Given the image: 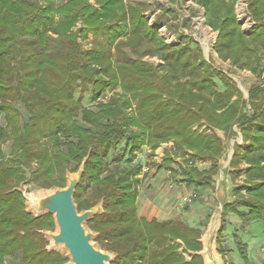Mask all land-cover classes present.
<instances>
[{"label": "trees", "instance_id": "obj_1", "mask_svg": "<svg viewBox=\"0 0 264 264\" xmlns=\"http://www.w3.org/2000/svg\"><path fill=\"white\" fill-rule=\"evenodd\" d=\"M237 1L196 0L205 10L206 24L218 31L213 47L218 56L238 69L261 73L264 0H247L254 22L249 32L238 20ZM164 16L158 14L155 23H163ZM79 21L82 28L76 27ZM89 33L107 35L108 44L82 48L79 38ZM54 35L55 46L50 42ZM185 38L188 44L167 43L158 27L149 24L142 2L67 0L57 5L54 0H0V116L5 121L0 124V264L8 258L16 260L11 264L68 261L57 250L47 249L49 241L42 231L54 227L53 214L27 212L18 184L29 177L28 181L46 189L65 187L66 173L78 171L85 159L73 197L78 211L102 202L103 212L86 225L98 233L95 242L102 249L116 254L109 264H204L198 253L203 249V228L180 218L140 216L130 172L109 168L106 158L119 151L121 143L118 161L130 157L143 140L157 145L172 138L180 150L211 161L209 169H185L180 178L205 188L214 181L225 152L216 130L233 137L235 124L244 141L250 140L249 150L241 154V144H234L231 162L237 166L239 158H245L249 163L246 180L250 183L241 202L247 212L221 201L218 252L225 254L221 246L228 214L249 218L246 224L252 219L264 222V77L248 89L246 101L237 83L204 57L198 43ZM145 40L160 53L163 64L154 66L142 58L147 55L140 46ZM189 43L195 44L196 55L187 52ZM127 45L139 56L132 64L123 53ZM86 84L92 85L94 101L108 88L120 87L122 94H114L97 109L83 108L75 92ZM128 94L136 101V113L131 111ZM248 103L253 111L250 117ZM202 125L211 131H201ZM9 140L11 153L6 156L3 144ZM88 189L91 193L83 197ZM236 245L243 264H253L247 244L238 240Z\"/></svg>", "mask_w": 264, "mask_h": 264}, {"label": "rangeland", "instance_id": "obj_2", "mask_svg": "<svg viewBox=\"0 0 264 264\" xmlns=\"http://www.w3.org/2000/svg\"><path fill=\"white\" fill-rule=\"evenodd\" d=\"M57 5H62L67 2V0H54ZM131 2H142L145 11V17L148 19L150 25H155L158 27L159 34L165 41L171 45L177 44H188L189 39H183V36H188L192 38L198 46L202 49L204 57L209 60L217 70L223 72L224 74L231 77L238 85V87L243 91L244 97L246 101L249 99L248 89L260 82L261 76L264 77L263 72L253 73L247 69H238L234 65L230 63L229 60H223L214 50V43L216 41L218 31L213 30L210 26H208L205 22V10L202 6H200L196 0H129ZM95 5V2L92 1ZM150 5V6H147ZM236 13L238 16L239 22L242 24V28L244 31L249 32L250 27L254 24L248 15L247 10V0H238L236 4ZM158 14H164V22L156 24L155 20ZM83 24L81 21L78 22L76 27L82 28ZM74 27V29H76ZM56 35L52 37L50 40L51 45H56ZM108 36L104 34L94 35L89 33L88 36L84 38H79L82 48L88 49L91 47H95L99 44L106 45L109 40ZM124 38V37H122ZM126 39V38H125ZM187 46V52L192 53V55H196L197 51L195 48V44H191ZM142 50L147 51V55L142 57L144 60L149 61L154 66H159L163 64V57L159 52H156V49L150 47V44L147 43V40L140 43ZM186 51V49L184 50ZM123 53L127 56L128 62L133 63L139 56L132 52V49L129 45L123 47ZM260 62L262 63V67H264V53L262 57L260 56ZM260 67V68H262ZM217 85L220 88L223 87L221 81L217 80ZM91 84H86L85 86H81L77 88L75 92V96L81 97V103L83 108H91L97 109L99 103L107 102L110 97L114 94H122V90L120 87L117 88H108L99 95L94 101L91 98ZM236 96L232 98L235 100ZM128 101L132 103L131 111L134 112L136 101L132 99L131 95L128 94ZM21 110L26 114L25 109L22 105H20ZM247 116L250 117L253 115L252 106L250 103L247 104ZM130 109V108H129ZM136 113V112H134ZM264 121V120H262ZM202 123H205L202 121ZM0 124H5L3 115L0 116ZM198 125H194V129L197 128ZM233 129L237 132L236 136L233 137H225L224 131L216 130V132L222 137L225 144V152L222 158L219 160V169L218 172L214 176V181L211 185L205 188H195L194 186L188 185L186 182L182 181L190 189H194L192 192L198 193V198L194 199L192 202H189L186 206L183 201V195L181 198L180 205L176 206L181 209L183 212L188 211L191 207L196 206L195 213L193 219H191V225L201 226L203 228V236L204 247L210 242V229L209 224L203 226V222L205 221L207 213L212 214L214 220L219 216V201L217 199L218 195H221L222 185L225 189V199L228 198V201L232 204H236L241 210L247 212V209L244 208L241 204L242 199L247 194L246 188H244L248 183L246 180V168L249 166L248 160L245 158H239V164L237 166H231V162L233 159V155L235 152V143L241 144L240 154L244 151L249 150L250 140L244 141L243 134L238 127V124L233 126ZM201 131L205 130L210 132L211 130L207 128V125H202L200 128ZM140 148L133 152V154L127 158L118 161L117 156L123 153L124 143H121L119 146V151L110 152L106 158L109 168L119 167L121 170H126L130 172L129 180L133 183V189L137 188L138 196H137V204L145 205V207L149 208L150 211H154L155 209H159L165 212H174V207L177 205L179 201H177V195L179 191V187L176 186V182L181 181V176H183V171L186 169L194 168L197 171L209 169L211 167V161L206 158H202L199 156L193 155L191 150H180L175 140L172 138H168L166 140L158 142L157 145H153L148 143L146 140L140 142ZM3 151L6 156H9L11 153V141H7L3 144ZM143 157H139L140 156ZM258 154L259 151H256ZM140 158V159H139ZM139 169V171H137ZM147 169V170H145ZM136 170V171H135ZM230 171L232 173H230ZM67 175V173H66ZM29 177L18 184V188L21 189L27 196L29 195H42L50 191L51 189H46L40 187L37 183L28 181ZM176 179V180H175ZM175 180V181H174ZM28 181V182H26ZM13 184H16L18 181L16 178L11 180ZM177 187V188H175ZM189 191L188 188H185ZM183 188V191H185ZM198 189V190H197ZM191 192V191H190ZM91 193V190L88 189L84 192L83 197H87ZM141 193V195H139ZM207 195V203L209 204L210 199L216 198L215 205H203L201 201L198 200L202 198V196ZM217 195V196H216ZM24 197V196H23ZM140 198V199H139ZM25 206L29 204L27 198H24ZM199 204H198V203ZM198 204V205H196ZM205 204V203H204ZM184 205V206H182ZM181 206V207H179ZM142 208V207H141ZM140 208V209H141ZM177 208V209H178ZM32 213V212H31ZM175 213V212H174ZM33 214V213H32ZM142 214V212H141ZM139 213V215L141 216ZM208 214V215H209ZM35 215V214H33ZM36 216V215H35ZM167 216H172L167 214ZM186 218V215H183ZM144 217V216H143ZM145 217H148L146 215ZM158 220H163V216L158 213L154 216ZM178 218V217H177ZM148 219H150L148 217ZM170 219V218H169ZM174 219V218H172ZM205 219V220H204ZM249 219V218H247ZM246 219V220H247ZM166 220V219H165ZM243 220L239 218L236 214H228L225 217V221L227 223L226 231L223 234V241L221 249L224 251V255L219 253L218 243L214 242V249L222 256V264H243V259L239 253V249L237 247L238 240H244L248 237L249 239L254 238V243L258 246L261 253L264 255V222L252 219L250 223L246 224L249 220ZM221 217L218 220V227L220 226ZM208 223V221H207ZM87 226V225H86ZM217 227V228H218ZM88 228V226H87ZM217 230V229H216ZM51 231H56V226L54 222V227ZM253 236V237H251ZM251 237V238H250ZM95 241V240H94ZM244 242V241H243ZM246 244V242H244ZM212 246V247H213ZM208 249V246H207ZM206 249V251H207ZM60 252L64 257H67V250L63 249L62 246H57L56 249ZM250 255V254H249ZM248 255V257H249ZM185 256L189 259V255L186 253ZM251 256V255H250ZM206 257V256H205ZM204 258V264L206 262V258ZM250 261L253 264H258L257 260L250 257ZM16 260H12L11 258L7 259L6 264H11V262H15ZM64 264H71V261H66Z\"/></svg>", "mask_w": 264, "mask_h": 264}, {"label": "water", "instance_id": "obj_3", "mask_svg": "<svg viewBox=\"0 0 264 264\" xmlns=\"http://www.w3.org/2000/svg\"><path fill=\"white\" fill-rule=\"evenodd\" d=\"M85 161L86 159L82 162L78 171L67 173V185L65 187H53L45 194L29 196L21 189L19 190L22 192L24 198H27L29 201V204L26 205L27 212H32L36 216H41L44 213H51L54 216L56 231H42L49 241L47 245L48 250L62 246L63 249L67 250V256L71 264H109L115 259L116 254L102 249L94 241L98 233L86 226L87 220L103 212L102 202H99L90 209L78 211L73 197L84 172ZM220 205L219 216L212 220L209 225V229L211 230L209 235L210 242L204 247L205 250L202 249L198 252L203 257H207H205V264H222V256L213 246L220 229V226L218 227V220L221 217L223 204ZM201 241L204 246L202 237Z\"/></svg>", "mask_w": 264, "mask_h": 264}, {"label": "crops", "instance_id": "obj_4", "mask_svg": "<svg viewBox=\"0 0 264 264\" xmlns=\"http://www.w3.org/2000/svg\"><path fill=\"white\" fill-rule=\"evenodd\" d=\"M176 180V179H175ZM174 180V181H175ZM175 183H176V186H178L179 187V191H178V195H177V201H179L178 203H177V205H175V207H174V212L172 213V212H165V210L164 211H162V210H159V209H155L154 211L152 210V211H150L149 210V208H147V207H145V205H142L141 204V207H140V205H139V201H138V204H137V206H138V212L141 214V212H142V214H141V216H146V215H148V217L150 218V219H152V218H155L154 216L158 213L159 215H162L164 218H163V220H165V219H172V218H180V219H182V220H184L185 222H187L188 224H190L191 225V219H193V217H194V213H195V208H196V206H194V207H191L188 211H182L181 209H179L178 207H176V206H178V205H180V203H181V198H182V196L183 195H188L189 193H191L194 189H190L191 187H188L187 185H185L184 183H182V181H179V182H176L175 181ZM224 186L222 185V192H221V195H216L217 196V199H218V197L220 196V198L218 199V201H219V207H221V205L220 204H222V200H228V198H226L225 199V189L223 188ZM175 188H177V187H175ZM183 188L185 189V188H188L189 189V191H187L186 189H185V191H183ZM198 190V189H197ZM191 191V192H190ZM197 193V192H196ZM198 194V193H197ZM139 195H141V193L139 194ZM207 195H205V196H202V198L201 199H199L198 201L200 202L201 201V204H203V205H209L210 203V206L211 205H215V201H216V198L215 199H213V198H211L210 199V202H209V204L207 203ZM196 198H198V196L196 197ZM196 198H194V199H196ZM140 199V198H139ZM193 199V200H194ZM192 200V201H193ZM191 201V202H192ZM198 203V202H197ZM205 203V204H204ZM188 203H185L184 205L186 206ZM199 204V203H198ZM198 204H196V205H198ZM184 205H182V206H184ZM179 207H181V206H179ZM187 207V206H186ZM141 208V209H140ZM178 208V209H177ZM167 214H170V215H172V216H167ZM208 214L209 213H207L206 214V216L204 217V218H207V216H208ZM183 215H186V218H184V216ZM221 215H222V213H221ZM213 215L211 214V217L209 218V220H208V223H207V225L209 224L210 225V223H211V221H212V219H213V217H212ZM148 217H146L147 219H148ZM217 218V217H216ZM215 218V219H216ZM205 220V219H204ZM206 221V220H205ZM205 221H202V222H205ZM221 223H222V221H220ZM221 223H220V226H221ZM196 225V224H195ZM195 225H193V226H195ZM208 225V226H209ZM202 236H203V234H202ZM251 237H253V236H251ZM250 237V238H251ZM244 240V242H246V244H247V246H248V255L250 254L253 258H255L258 262V264L259 263H261L263 260H264V255H263V253H261V251L259 250V248H258V246H256V244L254 243V238H251V239H249L248 237L245 239L244 237H242ZM249 255V259H251L250 256ZM256 264V263H255Z\"/></svg>", "mask_w": 264, "mask_h": 264}, {"label": "built area", "instance_id": "obj_5", "mask_svg": "<svg viewBox=\"0 0 264 264\" xmlns=\"http://www.w3.org/2000/svg\"><path fill=\"white\" fill-rule=\"evenodd\" d=\"M141 154L142 153H140V158L141 157H143V156H141ZM139 158V159H140ZM145 170H147V169H145ZM198 196V194L196 193V192H191V193H189L188 195H185V196H183V201L185 202V203H189V202H191L194 198H196ZM264 248V247H263Z\"/></svg>", "mask_w": 264, "mask_h": 264}]
</instances>
